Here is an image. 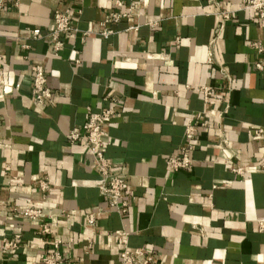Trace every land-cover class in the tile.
I'll list each match as a JSON object with an SVG mask.
<instances>
[{
	"label": "crops",
	"instance_id": "crops-1",
	"mask_svg": "<svg viewBox=\"0 0 264 264\" xmlns=\"http://www.w3.org/2000/svg\"><path fill=\"white\" fill-rule=\"evenodd\" d=\"M241 1L122 0L132 14L104 38L99 21L112 0H4L0 87L11 92L0 93V264H41L54 241L65 264H120L117 230L151 257L135 264H264V135H254L264 127V74L254 68L264 19ZM64 8L78 31L63 33L53 54V13ZM217 9L232 14L211 42ZM39 64L51 90L43 105L32 87ZM201 86L215 89L207 103ZM107 108L104 154L126 179L124 213L99 194L93 157L68 136ZM198 113L190 165L171 170L166 159ZM25 207L41 208L42 218L19 214ZM16 233L18 248L3 251L2 239Z\"/></svg>",
	"mask_w": 264,
	"mask_h": 264
},
{
	"label": "built area",
	"instance_id": "built-area-1",
	"mask_svg": "<svg viewBox=\"0 0 264 264\" xmlns=\"http://www.w3.org/2000/svg\"><path fill=\"white\" fill-rule=\"evenodd\" d=\"M113 9L106 12L102 19L99 21L100 29L97 34L107 38L114 33V30L109 27V24L119 22L121 19L127 18L132 14V5H128L126 9H122V0H112ZM4 7V0H0V10ZM242 10H251L254 12L256 18L264 19V0H242L239 6ZM217 19V24L213 32L211 42H213L221 31L225 20L229 19L232 11L217 9L214 13ZM53 29L49 34L50 49L53 54H58L64 46L62 34L65 32H76L78 29L72 25V19L69 15V9L64 8L62 10H55L53 13ZM132 26L130 28H136ZM91 32H83L84 35H88ZM39 34L37 28L32 30V35L35 37ZM251 47L258 53H262L263 48L260 43L252 42ZM1 58V56H0ZM208 61L214 62V56L211 51L208 53ZM219 68L220 73L225 78L227 85V91L231 88V77L225 71L223 66L216 64ZM254 68L258 72L264 74V57L254 62ZM32 87L34 93V100L38 105H43L51 97V90L46 83V75L43 67L39 64L34 68V74L32 78ZM199 91L202 95L204 102H209V98L215 93V89L210 86H201ZM11 92V88L7 86L0 87V93L7 94ZM227 106V104H226ZM210 114L217 115L214 109L209 110ZM112 114V109L107 108L99 112H89L86 121L80 127H73L69 131V142L82 143L88 152L93 157L94 168L100 177V181L97 184L99 194L106 198L108 205L115 211L124 213L126 211L127 203L124 199V192L127 188L125 177L121 176L117 171L114 170V163L112 160L105 156L103 139H102V125ZM200 113L196 114L194 120H188L184 124L183 142L179 146L176 153L171 154L166 159V164L171 170H180L189 167L191 162L190 152L193 150V140L201 127L199 122ZM254 135H264V127H259L254 130ZM264 167V166H263ZM234 172H241L242 168L236 166L232 169ZM41 188L44 190L48 187L47 181L40 182ZM19 214L30 219L38 220L43 216V211L38 207H25L19 211ZM88 224L94 223L93 213H89L86 216ZM41 231L43 233L49 232V225L47 223L40 224ZM264 227V223L260 222V228ZM115 235L118 237L122 244V251L120 252V264H135L137 257L143 256L144 250L142 248H130L127 244V234L123 230L115 231ZM20 234H14L13 238L2 239L1 249L3 251H12L18 248V240ZM57 241H54L55 251L49 254H45L41 258V264H65L59 251H57ZM146 256V255H145ZM147 260L150 261L151 257L146 256Z\"/></svg>",
	"mask_w": 264,
	"mask_h": 264
}]
</instances>
